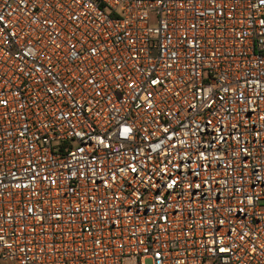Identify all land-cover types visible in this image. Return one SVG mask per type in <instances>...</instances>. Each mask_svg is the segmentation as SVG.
<instances>
[{
  "label": "built area",
  "instance_id": "1",
  "mask_svg": "<svg viewBox=\"0 0 264 264\" xmlns=\"http://www.w3.org/2000/svg\"><path fill=\"white\" fill-rule=\"evenodd\" d=\"M0 264H264V0H0Z\"/></svg>",
  "mask_w": 264,
  "mask_h": 264
}]
</instances>
